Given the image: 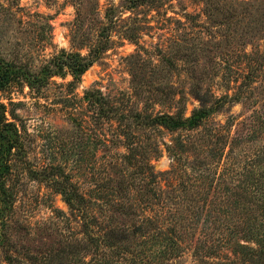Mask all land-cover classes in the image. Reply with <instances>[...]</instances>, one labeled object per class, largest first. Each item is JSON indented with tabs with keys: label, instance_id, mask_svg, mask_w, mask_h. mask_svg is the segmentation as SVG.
<instances>
[{
	"label": "trees",
	"instance_id": "obj_1",
	"mask_svg": "<svg viewBox=\"0 0 264 264\" xmlns=\"http://www.w3.org/2000/svg\"><path fill=\"white\" fill-rule=\"evenodd\" d=\"M106 27L101 25L96 37L88 39L86 53L61 50L40 65L0 52L4 260L8 264H183L182 258L190 253L191 264H264V144L236 151L230 130L220 125L212 128L209 137L213 111L226 100L250 97L251 78L243 74L234 94L217 97L209 88H200L199 77L190 74L191 93L200 105L186 115L180 81L173 79L179 67L160 51V60H148L149 76L133 73L132 93L108 97L89 88L79 96L76 88L82 75L112 43ZM135 60L133 66L142 69L145 60L140 52L129 57V63ZM67 76L71 79L62 84L67 90L55 103H62L71 128L43 138L49 153H43L41 163L32 164V134L10 107L12 97L4 101L2 95L27 87L34 96L46 97L56 84L53 78ZM152 76L160 82L152 83ZM194 130L202 132L199 138L207 143L198 164L182 158L195 148ZM165 136H170L169 141ZM95 140L103 148L102 160L97 167H85L81 161L86 158L80 153ZM107 141L124 150L110 151ZM160 145L174 161L168 171H155L151 162L159 156ZM69 157L75 158L77 167L68 168L64 159ZM190 171L198 177L184 180ZM20 172L45 183L68 206L67 216L56 209L50 222L39 227L47 232L53 228L58 237V246L48 253L14 248L11 242L18 197L13 179ZM72 218L80 221L78 229L71 226ZM200 221L205 223L201 227ZM17 223L25 233V225Z\"/></svg>",
	"mask_w": 264,
	"mask_h": 264
},
{
	"label": "rangeland",
	"instance_id": "obj_2",
	"mask_svg": "<svg viewBox=\"0 0 264 264\" xmlns=\"http://www.w3.org/2000/svg\"><path fill=\"white\" fill-rule=\"evenodd\" d=\"M101 25H108L112 43L82 75L76 88L79 96L89 88H98L108 97L132 93L133 73L149 76L148 60L157 62L162 58L158 53L166 52L165 58L173 57L174 65L179 67L173 79L180 81L177 85L183 91L186 115L200 105L191 93L190 74L199 77L200 88H209L217 97L226 92L234 94L236 83L243 80V74H248L250 97L226 100L213 111L209 137L212 128L220 125L230 130L236 151L264 144V0H0V52L6 58L19 57L36 65L61 50L84 54L88 39L96 37ZM138 52L145 60L142 69L133 66L136 60L129 63V57ZM53 79L56 84L49 87L46 97L34 96L27 87L2 95L4 101L12 97L10 107L32 134L35 143L29 154L32 164L41 163L45 160L43 153H49L47 145H42L43 138L71 128L62 103H55L67 90L62 84L71 77ZM151 82L157 84L160 80L152 76ZM76 102L80 105L79 100ZM202 132L192 131L195 148L182 156L184 162L198 164L204 156L207 143L199 138ZM169 138L164 137L166 141ZM90 143L86 152L80 153L87 159L81 164L97 167L103 148L97 140ZM107 144L112 152L124 150L120 144L110 141ZM160 149L159 156L151 162L155 171H168L174 161L163 145ZM73 159H64L68 168L77 167ZM190 175L186 174L184 180L198 177L193 171ZM13 183L18 191L11 234L13 247L48 253L58 246V237L51 232L53 228L47 232L39 227L50 222L56 209L67 216L68 206L59 194L45 183L32 180L26 172L14 176ZM17 222L25 225L26 234ZM203 223L200 221L199 227ZM70 224L78 229L80 221L72 218ZM3 257L0 250V264H8ZM181 262L191 264L190 253Z\"/></svg>",
	"mask_w": 264,
	"mask_h": 264
}]
</instances>
